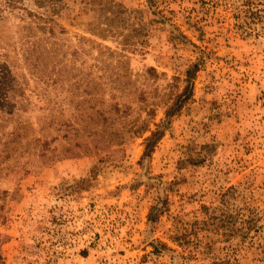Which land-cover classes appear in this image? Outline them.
<instances>
[{
    "label": "rangeland",
    "instance_id": "obj_1",
    "mask_svg": "<svg viewBox=\"0 0 264 264\" xmlns=\"http://www.w3.org/2000/svg\"><path fill=\"white\" fill-rule=\"evenodd\" d=\"M0 264H264V0H0Z\"/></svg>",
    "mask_w": 264,
    "mask_h": 264
},
{
    "label": "trees",
    "instance_id": "obj_2",
    "mask_svg": "<svg viewBox=\"0 0 264 264\" xmlns=\"http://www.w3.org/2000/svg\"><path fill=\"white\" fill-rule=\"evenodd\" d=\"M34 50H35L34 47L25 50L26 53H24V55H25L26 60L29 59L30 55L32 56V54L34 53ZM31 60H33V59H31ZM167 115H171V113L169 112V113H167ZM159 136H160L159 132L157 131L150 138L147 139L146 154H149L153 151V148H154L155 143H156L157 139L159 138Z\"/></svg>",
    "mask_w": 264,
    "mask_h": 264
}]
</instances>
